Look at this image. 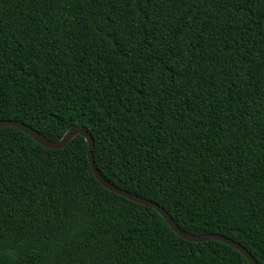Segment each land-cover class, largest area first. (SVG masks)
Listing matches in <instances>:
<instances>
[{"label":"trees","instance_id":"obj_1","mask_svg":"<svg viewBox=\"0 0 264 264\" xmlns=\"http://www.w3.org/2000/svg\"><path fill=\"white\" fill-rule=\"evenodd\" d=\"M0 119L264 264V0H0ZM87 153L0 126V264H251Z\"/></svg>","mask_w":264,"mask_h":264},{"label":"water","instance_id":"obj_2","mask_svg":"<svg viewBox=\"0 0 264 264\" xmlns=\"http://www.w3.org/2000/svg\"><path fill=\"white\" fill-rule=\"evenodd\" d=\"M0 126H9V127H14L21 129L28 134H30L36 141H38L40 144L48 147V148H61L64 145L67 144V142L72 139L74 136L77 134L83 135L86 141L88 142V161L90 164V167L96 176V178L102 183L104 187L107 189L114 191L120 195H123L131 200H134L138 203H141L145 205L146 207H152L155 208L167 221V223L170 225V227L178 233L181 237L187 240H192V241H205L209 239H218L220 241H223L236 249H238L241 253L245 255V257L248 259V261L251 264H259L257 259L252 255L248 249H246L241 243L238 241L227 237L223 234L220 233H204V234H191V233H186L183 231L178 223L175 221V219L172 217V215L167 212L162 206H160L157 202L152 201L150 199H147L145 197H142L140 195H137L135 193H132L130 191H127L113 183H111L109 180H107L103 174L100 172L98 167L95 164L94 156L92 154V148L94 145V139L92 135L84 128H82L79 125H72L65 133L64 135L58 139V140H51L48 137H46L44 134H42L40 131L36 130L33 128L31 125L23 122V121H18L14 119H0Z\"/></svg>","mask_w":264,"mask_h":264}]
</instances>
